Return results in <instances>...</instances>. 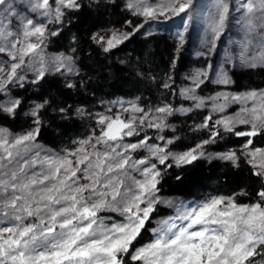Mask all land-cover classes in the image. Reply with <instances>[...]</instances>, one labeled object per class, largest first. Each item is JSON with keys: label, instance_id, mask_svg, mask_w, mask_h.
Segmentation results:
<instances>
[{"label": "snow or ice", "instance_id": "snow-or-ice-1", "mask_svg": "<svg viewBox=\"0 0 264 264\" xmlns=\"http://www.w3.org/2000/svg\"><path fill=\"white\" fill-rule=\"evenodd\" d=\"M21 3L34 15H21L15 0H0V54L9 58L0 62V94L7 93L10 84L22 86L27 71L34 73L33 83L47 73L58 72L66 77L67 88L76 87L67 79L75 74L72 58H46L44 48L47 39L60 31L48 25L62 26L64 17L81 7L79 0ZM124 7L132 15L144 17L146 23L159 16L170 18L169 13H183L190 19L194 5L193 0H164L159 5L148 0H126ZM234 10L241 14L246 35L237 57L239 63L249 68L264 66V32L254 45L247 38L257 28H264V0H234ZM229 13V0H216L207 23L213 46L223 33ZM37 15L46 19L37 22ZM140 27L143 24L133 31ZM131 35L117 30L104 36L95 34L92 39L108 53ZM182 43L179 34L178 44ZM226 57L225 64L231 59ZM228 71L224 66L208 65L204 71L190 75V85L180 90L179 95L191 101L193 108L203 109L211 103L212 112L219 114L215 120L212 115L206 116L199 125L209 129L208 139L184 153L167 151L166 145L172 141L164 136L157 137L164 146L149 143L152 137L148 135L136 143L125 142L146 128L162 131L168 126L167 117L177 111H192L170 104L145 110L131 102L125 105L117 101L121 111L97 117L100 134L79 141L77 148L64 154L48 153L35 143L44 104L32 109L36 127L30 131L9 136L0 129V264H126L125 256L140 264H255L250 258L260 255L256 249L264 245V187L256 193L260 201L252 205H238L231 197H213L188 205L163 201L157 195L161 175L157 164L172 167L167 163L170 159L178 167L191 164L204 156L205 145L221 137V129L241 137L264 132V92L197 95V89L205 83L230 85ZM163 86L170 87L168 83ZM249 101L253 102L251 107ZM231 104L242 105L234 116L224 114ZM20 105L18 98L8 96L0 100V113L14 116ZM125 112L129 113L126 120ZM238 125H250L251 130L237 131ZM141 149L148 157L134 159L132 153ZM241 154L248 158L252 174L264 183V149L253 148L252 140L247 139ZM218 158L234 164L239 160L232 151ZM161 203L174 208L175 214L157 222L149 243L130 251ZM100 212L117 213L123 220L106 224Z\"/></svg>", "mask_w": 264, "mask_h": 264}, {"label": "trees", "instance_id": "trees-1", "mask_svg": "<svg viewBox=\"0 0 264 264\" xmlns=\"http://www.w3.org/2000/svg\"><path fill=\"white\" fill-rule=\"evenodd\" d=\"M80 5L78 10L66 15L65 25L59 34L48 40L50 49L68 51L74 57L79 67L73 82L77 86L70 89L58 77L46 76L38 86L15 90L26 104L31 100L44 104L37 139L53 149L73 148L76 141L84 139L95 128L94 115L102 109V104L116 97L138 98L144 105L175 104L177 98L172 87L165 88L163 85L169 84L171 75H179L188 64L186 54L175 60V43L161 34L140 37L134 33L124 43L105 53L93 41V35L109 27L135 28L138 25L136 19L119 3L90 5L83 0ZM235 79L239 90L264 87V69L236 73ZM61 108L65 111L61 112ZM21 113L19 110L14 116L0 114V124L13 131L25 129L29 122L20 117ZM203 118L204 113L198 112L175 120L178 124L175 135L177 146L187 150L208 139L209 129L199 127ZM221 133L215 143L204 146V151L223 154L229 149L241 148L247 139L252 140L253 146H264V132L254 137ZM237 154L239 162L235 165L228 161L201 158L179 167L172 165L166 168L162 165L157 185L159 193L199 201L234 195L238 205L259 202L256 193L264 187V183L252 174L253 168L239 150ZM168 213V210L156 207L151 217ZM149 225L147 223L141 235L133 241L131 249L152 240ZM256 250L261 254L250 260H254L255 264H264V245H259Z\"/></svg>", "mask_w": 264, "mask_h": 264}, {"label": "rangeland", "instance_id": "rangeland-1", "mask_svg": "<svg viewBox=\"0 0 264 264\" xmlns=\"http://www.w3.org/2000/svg\"><path fill=\"white\" fill-rule=\"evenodd\" d=\"M82 1L83 0H79V3H81ZM87 1L89 2L90 5H92V3L99 4V3H103V2L119 3L122 5L124 11H126L128 14H131V12H129L124 7L126 0H87ZM163 2H164V0H148V3L152 4V5H159ZM15 3L17 5V11L21 15H27V16H33L34 15L30 10H27L26 5L22 4L21 0H15ZM50 3H53V0H50ZM215 3H216V0H193L194 7L192 9L190 19L185 18L183 13L180 14L179 16H174V15H171L169 13L170 18L166 19L165 16H159L156 20H148L145 23L144 17L134 16L131 14L136 19L138 25L143 24V27H140L138 31H133V29H134L133 27H128V28H116V27L110 28L109 27L108 29H106L104 31L101 30V31H98L95 33V34H99V35L104 36L106 34H111L112 32H115L118 30L121 33H127V32H131L132 34L137 33L140 37L151 36V35H155V34L166 35L176 45L177 54H176L175 60L177 61V59H179V56H181L183 54H186V56L188 58V64L184 67V69L180 72V74L176 75L174 73L171 75L169 85H170V88L172 87V91L175 95V98H177V102L175 104H170V105H172L176 109L192 108V111H190L188 113H182L180 111H177L173 115L167 117L166 124L168 126L165 127L162 131L157 130L155 128H146L140 133L139 136H133L130 138H126L125 142L136 143L143 136L148 135V136L152 137V139L149 141V143H158V144H161L162 146H164V141H160L157 139V137H159V136H164L166 139H169L172 141L171 144L166 145L167 151H169L171 154H180V153H184V152L192 149V148H190V149L184 150V149H181L179 146H177V140H176L175 135H176V131L178 128V124L175 120L179 119L181 117H185L187 115H190L192 113H198V112L204 113L205 117L208 115H212L213 120H215L219 114L212 112L211 103H209L203 109L193 108L192 102L186 101L182 96L179 95V92L182 88L190 85L191 81L188 80V77L190 75H192L198 71H204L205 69H207L208 65H211L212 68H218L220 66L227 67L229 69L228 75L231 78L232 83L230 85H228L227 87L219 86L215 83H205V85H203L200 89H197V95H202V96L208 97V96L217 95L218 93H226L228 95H243V94H246L248 92H253V91L257 92V93L264 92V87H260L257 89H253V88L240 89V90L237 89V84L235 81L236 80L235 79L236 73H238V74L239 73H246L249 70L260 69V68L264 69V66L257 65L256 67L249 68L247 66H242L237 59L239 52H240L241 44L246 39V35H245V30L242 27V23H241V14L234 10V0H229L230 13H229L228 19L225 22V27H224L223 33L220 35L219 39L214 41V46L212 43H210L211 34L207 31V23H208V15H209V13H211L213 11V6ZM65 17H64V19H65ZM35 19L37 22H41L42 20H44L46 18L40 17L37 15V16H35ZM64 25H65L64 22H63L62 26L56 25V24H49L48 28L54 29V28L59 27L61 30ZM261 32H264V28H257L254 33L248 34L247 38H249L251 40L252 45H254L256 43V41L259 39ZM179 34H182V36H183L182 45L178 44V35ZM54 37L55 36H50L47 39L46 47L44 48V55L46 58H56V57H61V56L71 57L72 58V64L75 68V74L68 75L67 79H70L72 82H74V79L79 72V67H78L74 57L72 56V54L70 52H68V51L67 52L66 51H54V50L49 48L48 40L50 38H54ZM121 44H119V45H121ZM17 47H19V44L17 45ZM250 51H251V46H250ZM226 54H227V56L231 57L230 62L227 64H225V60L227 58ZM8 59L9 58L7 57L6 54H0V62L7 61ZM25 59L27 60V57ZM175 66H176V62H175L174 67ZM208 71L211 72V69H208ZM23 75H24V80L22 82V86H20L19 84H10V85H8V92L5 94H0V100H4L8 96H11L13 98H18L21 101V105L19 108L16 109L15 115L19 110H21L22 113L20 114V117L22 119L28 120V122H29V126H27L25 129H23L21 131H13V130L9 129L8 127L0 124V129L5 130L9 136H19V135H21L25 132H28L31 129L35 128L36 125L33 123V118L31 116V112H32V109L36 105L42 104V102H40V101H32V100L26 104V102L24 103V101H22V99L16 95V93H15L16 89H21V88L23 89L26 86H28V88L30 86H35V85L38 86L39 82L42 80L41 79V80H39V82L33 83L32 81L34 79V73L32 71H27V72L23 73ZM46 76H56L62 82L66 83V77L62 76L58 72H50V73H47L45 75V77ZM212 79H215V77L213 76ZM176 80L178 81V84H176V86H175ZM117 101H122V102H124L125 105H127L129 102H131L133 104L139 105L140 107H143L145 110L155 109V108L161 107L163 105H166V104L144 105L140 101V99H138V98L129 99V98H124V97H116L115 99L109 100V101L102 104V109H100V111L94 115V121H95V125H96L95 128L92 129L90 131V133L84 137V139H80L79 141L85 140V139H88L89 137L97 136L100 134V126L97 124V117L100 114L112 115V113H117V112L121 111L119 105L116 103ZM252 103H253L252 101H249L248 106L251 107ZM240 107H242V105H240V104H231L226 109V112L224 114L234 116L239 111ZM109 109H111V112H109ZM0 114H7V113H0ZM137 115H139V114L137 113ZM128 116H129V113H127V112L123 113V118L125 120L128 118ZM40 119H41V116H40ZM204 119L205 118H203V121H204ZM210 124H211V122H210ZM236 129H239L240 131L251 130L250 125H238ZM221 131L224 132L222 129H221ZM79 141H76V144L73 148H66L65 147L62 149H53V148L49 147L48 145L44 144L43 142L39 141L37 139V137H36L35 143L40 148H42L43 150H45L48 153L64 154L65 152H67L69 150L77 148ZM252 147L264 149V146L260 147V146H253L252 145ZM238 150H239V152L242 153V147L238 148V149H229V150H227V152L232 151V152L238 153ZM203 151H204V149H203ZM132 155H133L134 159H141V158L148 157V153L142 149L132 153ZM219 155H221V154L211 153L209 151H204V156H202L200 158L201 159H207V160H213V161H217V160L228 161V162L233 163L230 160L219 159L218 158ZM237 156H238V154H237ZM149 159L151 160V162H154V163L156 162L154 158H149ZM245 159L247 160V163H248V158L245 157ZM257 159H259V157ZM238 162H239V160L235 164H237ZM167 163H171L172 165L176 166V164L171 159L169 161H167ZM235 164L233 163V165H235ZM161 166L162 165L157 164V167L159 168V170H161ZM249 166H251V165L249 164ZM133 175H137V174L133 173ZM137 178H140V177L137 175ZM157 195L160 198V200H163V201H173V202H178V203L182 202V203L188 204V205L204 202V201H196L193 199H186V198L176 197V196H165V195L160 194L159 192L157 193ZM241 195H242V193H241ZM218 197H226V196H218ZM227 197L233 198L235 203H236V197L234 195L233 196H227ZM156 207H162V208L168 210L169 213L165 216H158L155 218L151 217L150 222H149V224H150L149 226L151 227V229L155 228L157 226V222L159 220L167 218V217L175 214L174 208L169 207L166 204L161 203V204H158ZM98 215L100 217L104 218L106 224H111V223H115V222L123 220L122 217H120L117 213H114V212H100ZM135 249L136 248H133V249L130 248V251H135ZM125 257H126V259H125L126 264H140L139 261L134 262V261H131L128 258V256H125Z\"/></svg>", "mask_w": 264, "mask_h": 264}]
</instances>
